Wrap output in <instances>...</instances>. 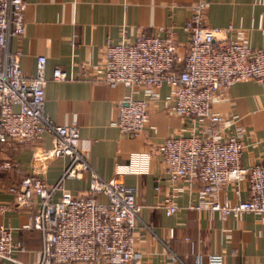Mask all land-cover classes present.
Returning <instances> with one entry per match:
<instances>
[{
  "label": "built area",
  "instance_id": "1",
  "mask_svg": "<svg viewBox=\"0 0 264 264\" xmlns=\"http://www.w3.org/2000/svg\"><path fill=\"white\" fill-rule=\"evenodd\" d=\"M207 7L205 0L190 5L183 26L187 35L184 51L176 44L173 26L159 27L163 36L140 32L133 42L106 43L95 80L142 87L151 97L156 95L154 89L165 84L175 115L207 120L209 126L201 134L167 137L150 151L132 153L128 164L117 165L115 176L105 180L88 163L77 123L56 124L43 112L45 57L36 58L35 73L28 77L20 69L21 52L9 49L10 39L25 32V0H0V144L23 146L49 134L51 146L33 152L34 164L68 158L55 184H46L37 174L26 175L9 186L12 199L0 203V213L29 212L23 229L41 236L36 264H141L134 250L141 208L134 190L119 177L147 173L155 153L161 156L171 181H183L195 189L196 198L187 209L217 213L221 220L244 213L264 215V163L241 164L243 130L236 128L227 134L230 120L211 109L236 82L264 84V46L251 48L232 25H208ZM52 79L65 81L69 74L55 68ZM147 119V102L126 96L117 103V116L111 124L137 137ZM7 167L0 163V172ZM85 173L89 174L90 194L72 196L62 190L63 180L82 178ZM242 182L247 183L245 200L231 203L221 198L230 185L238 196ZM58 191L61 195L56 199ZM163 208L167 216L180 209L170 198ZM142 227L150 230L146 224ZM12 233L11 228L0 225V264H22L14 255L18 247ZM176 259L173 255L172 260ZM195 263L201 264V256ZM206 264H224L223 255L208 253Z\"/></svg>",
  "mask_w": 264,
  "mask_h": 264
},
{
  "label": "crops",
  "instance_id": "2",
  "mask_svg": "<svg viewBox=\"0 0 264 264\" xmlns=\"http://www.w3.org/2000/svg\"><path fill=\"white\" fill-rule=\"evenodd\" d=\"M196 1L25 0V32L10 39L9 49L21 52L20 69L28 77L35 73L36 58L45 57L43 112L56 124L77 123L80 146L91 168L103 179L115 176L116 166L128 164L132 153L150 151L167 137L201 134L209 126L207 120L175 115L165 84L154 89L156 95L151 97L142 87L94 79L107 42H133L140 32L163 36L158 28L173 26L176 44L184 51L187 35L183 26L190 5ZM205 1L208 25H232L251 48L264 46V0ZM55 68L67 71L69 79L53 80ZM126 96L147 102L148 119L137 137L111 124L117 116V103ZM211 109L230 120L227 134H233L236 128L243 130L241 164L251 167L264 163V84L236 82ZM50 146L49 134L23 146L0 144V163L9 165L0 172V203L12 199L9 186L26 175L37 174L48 185L61 178L68 158L52 159L42 166L34 164L33 152ZM119 179L134 190L141 208L134 245L141 264H196L197 256H201V264H206L208 253L222 254L224 264H264V215L244 213L221 220L217 213L187 209L196 198L195 189L186 182L171 181L158 153L151 157L147 173L123 174ZM62 190L72 196L90 194L89 174L63 180ZM60 195L61 191L56 192L55 198ZM247 196L246 182L240 184L238 196L232 185L221 194L231 203ZM98 198L105 201L103 196ZM169 198L180 207L171 216L163 208ZM28 215L27 211L0 213V225L13 230V242L18 247L15 257L22 264H36L41 236L35 230L23 229Z\"/></svg>",
  "mask_w": 264,
  "mask_h": 264
}]
</instances>
